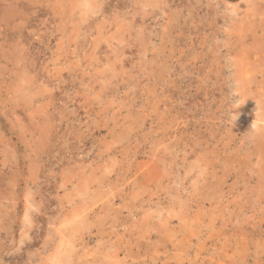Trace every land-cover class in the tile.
Returning a JSON list of instances; mask_svg holds the SVG:
<instances>
[{
  "label": "rangeland",
  "instance_id": "rangeland-1",
  "mask_svg": "<svg viewBox=\"0 0 264 264\" xmlns=\"http://www.w3.org/2000/svg\"><path fill=\"white\" fill-rule=\"evenodd\" d=\"M263 168L264 0H0V264H264Z\"/></svg>",
  "mask_w": 264,
  "mask_h": 264
},
{
  "label": "clouds",
  "instance_id": "clouds-1",
  "mask_svg": "<svg viewBox=\"0 0 264 264\" xmlns=\"http://www.w3.org/2000/svg\"><path fill=\"white\" fill-rule=\"evenodd\" d=\"M79 7L82 9V11H83L85 14H87V12L90 10V5H88L87 3H81V4L79 5ZM236 119H237V117H236ZM254 138H255V136L252 137V139H254Z\"/></svg>",
  "mask_w": 264,
  "mask_h": 264
},
{
  "label": "bare ground",
  "instance_id": "bare-ground-1",
  "mask_svg": "<svg viewBox=\"0 0 264 264\" xmlns=\"http://www.w3.org/2000/svg\"><path fill=\"white\" fill-rule=\"evenodd\" d=\"M257 10V9H256ZM258 61V60H257ZM249 83V82H248ZM264 169V168H263Z\"/></svg>",
  "mask_w": 264,
  "mask_h": 264
}]
</instances>
